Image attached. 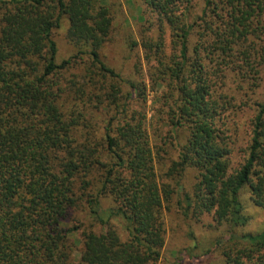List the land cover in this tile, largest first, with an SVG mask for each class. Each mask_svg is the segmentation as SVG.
<instances>
[{
    "label": "trees",
    "instance_id": "1",
    "mask_svg": "<svg viewBox=\"0 0 264 264\" xmlns=\"http://www.w3.org/2000/svg\"><path fill=\"white\" fill-rule=\"evenodd\" d=\"M193 2L141 0L172 45L165 54L161 34L143 42L157 95L150 120L166 129L155 143L148 85L130 82L125 92L101 56L110 5L0 0V264H157L175 194L193 213L236 225L247 221L244 188L264 208V97L238 167L227 120L238 103L230 83L246 95L264 81V0H204L198 12ZM64 15L77 50L58 62L53 32ZM174 140L177 158L165 164ZM188 169L197 179L189 191ZM250 240L224 249L228 264H264V231Z\"/></svg>",
    "mask_w": 264,
    "mask_h": 264
},
{
    "label": "rangeland",
    "instance_id": "2",
    "mask_svg": "<svg viewBox=\"0 0 264 264\" xmlns=\"http://www.w3.org/2000/svg\"><path fill=\"white\" fill-rule=\"evenodd\" d=\"M100 1L111 6L114 17L111 35L100 49L101 56L109 66L120 73L125 82V92L132 91L130 82L148 85V130L151 139L155 143L159 142L161 139L158 135L164 134L166 129L165 126H161L160 130L156 131L152 126L154 121L150 120L157 95L149 84V63L145 58L147 52L143 42L147 39L156 40L161 34L165 54H169L172 51L170 29L165 21L158 20L157 15L148 10L141 11V0ZM203 1L194 0L195 12L202 8ZM69 25V19L64 15L60 26L53 32L58 47V62L70 57L77 50L67 36ZM230 86L238 99V103L227 117L231 128L229 131L232 147L231 165L238 167L248 153L252 119L256 109L254 102L259 96L264 97V81L255 92L246 95L237 92L233 82ZM104 114L97 115L96 120H102L106 117ZM166 148L167 153L163 154L166 158L165 164L172 158H177L179 146L174 140V143H167ZM157 168L159 173H163L162 166L157 165ZM196 180L195 171L188 169L185 171L182 184L189 191ZM240 199L247 221L245 224L236 225L230 220L218 221L212 213L204 212L201 215L193 213L192 208H187L184 202L179 203L180 196L175 194L171 203L165 204V244L157 264H228L223 254L225 248L235 243L237 247L250 245V239L264 231V208L253 203L248 188L242 190ZM111 206L110 199L102 201V213L105 217ZM70 222L74 223L73 220ZM113 223L122 226L119 220H113ZM71 237L76 240L78 234H72ZM75 257H79L78 251L75 252Z\"/></svg>",
    "mask_w": 264,
    "mask_h": 264
}]
</instances>
